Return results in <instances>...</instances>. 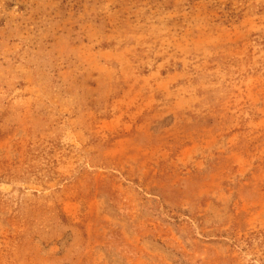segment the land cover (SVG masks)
Listing matches in <instances>:
<instances>
[{"label": "rangeland", "instance_id": "374dc122", "mask_svg": "<svg viewBox=\"0 0 264 264\" xmlns=\"http://www.w3.org/2000/svg\"><path fill=\"white\" fill-rule=\"evenodd\" d=\"M0 264H264V0H0Z\"/></svg>", "mask_w": 264, "mask_h": 264}]
</instances>
